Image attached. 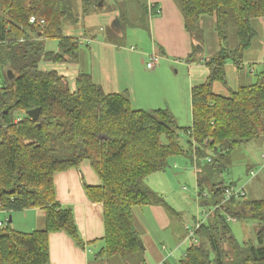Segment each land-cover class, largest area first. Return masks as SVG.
<instances>
[{
    "label": "trees",
    "instance_id": "obj_1",
    "mask_svg": "<svg viewBox=\"0 0 264 264\" xmlns=\"http://www.w3.org/2000/svg\"><path fill=\"white\" fill-rule=\"evenodd\" d=\"M101 1L106 0H82L80 14L64 0H0V62L7 69L0 86V210H46L43 229L24 232L10 219L3 222L0 264H50V235L55 232L64 231L84 245L73 209L57 200L55 174L85 161L101 180L100 185H84L88 197L103 207L104 255L126 256L145 248L134 226V208L163 205L168 210L145 180L168 169L177 155L194 163L201 190L205 180L215 186L213 198L201 200V206L218 208L197 230L198 242L166 264H264V199L218 198L219 184H225L221 159L264 134V70L256 82L229 95L214 90L216 82L227 84L229 62L244 76V54L258 35L252 21L264 18V0H180L186 28L197 32L202 17L215 16L221 43L204 58L209 76L192 88L189 127H180L168 109L134 108L127 92H106L90 73L80 71L71 87L64 74L41 67L43 61L80 62L81 42L65 33V22L76 24ZM111 1L122 3L121 24L130 21L133 1ZM135 1L140 14L134 26L148 29L158 10L149 14L147 0ZM47 39L57 40L58 50L47 49ZM199 49L194 46L187 60ZM35 108L37 120L27 115ZM229 217L256 221V243L240 242Z\"/></svg>",
    "mask_w": 264,
    "mask_h": 264
},
{
    "label": "crops",
    "instance_id": "obj_2",
    "mask_svg": "<svg viewBox=\"0 0 264 264\" xmlns=\"http://www.w3.org/2000/svg\"><path fill=\"white\" fill-rule=\"evenodd\" d=\"M180 2V0H147L149 14H152L154 10H158V14L150 16L148 33L151 43L141 51L134 45L129 48L122 44V46L118 45L108 36L104 41L97 39L96 35L89 37V34H93L90 31L86 35V42L90 46V52L93 50V55L87 57L84 53L86 58L82 59L83 64L80 65L78 62L75 66L79 71L83 68V72L90 73L94 81L100 84L106 92H127L134 108L148 111L168 109L174 114L180 127H189L193 124L192 88L203 83L209 76L210 68L204 58L216 53L221 43L217 32L216 17H202L199 21V32H190L186 28ZM122 30L125 28H121L120 31ZM200 43L202 47L195 50L191 61L187 60L194 46ZM154 52L158 53L160 58L157 66L149 69L147 62ZM171 63L182 69L184 75H180L179 68L174 73ZM234 69L239 71L233 62L227 63V80L228 72L235 73ZM242 75L244 76L238 77L245 79L246 71L242 70ZM219 85L225 84L216 82L214 90L224 95L218 91ZM226 87L231 89L228 81ZM84 183L101 184L100 177L87 161L78 168L55 174L57 200L62 205L73 209L84 245H78L74 238L64 231L52 233L50 235V264H93L91 255L95 253L94 245L96 248L98 244L100 246L101 239L104 244L103 207L88 197ZM219 185L222 193L223 187L227 185ZM230 185L235 188L244 187L248 198L249 192L246 186L238 187L235 183L228 186ZM38 211V208L25 210L28 213ZM149 212L155 216V221L161 230L171 229L170 216L163 205H151ZM10 218L13 223L15 217L12 213L0 210V221L6 223ZM13 227L17 229L14 225ZM146 236L150 234L142 236V242L144 239L143 244L150 263L166 264V261L173 257L175 249L163 254L158 245L167 238L154 240L150 237L145 238ZM161 247L163 251L167 250L166 245ZM102 248L96 254L97 259H104Z\"/></svg>",
    "mask_w": 264,
    "mask_h": 264
},
{
    "label": "rangeland",
    "instance_id": "obj_3",
    "mask_svg": "<svg viewBox=\"0 0 264 264\" xmlns=\"http://www.w3.org/2000/svg\"><path fill=\"white\" fill-rule=\"evenodd\" d=\"M67 5L72 7L74 12H82V0H64ZM131 9L133 15L130 16V21L123 20L122 24L125 30L117 32L113 29V22L118 17L121 2H113L106 0L103 6H99L98 9H94L88 16H80L76 24L65 22V33L77 37L81 42V54L80 65L83 64L82 59L93 55V50L90 52V46L87 45L86 35L91 31L93 34H89V37L95 36L97 39L104 41L105 37H109L115 41L118 45L122 44L124 47L129 48L134 45L137 46L139 51L143 50L146 45L151 43V37L148 33V29L142 27H135L136 15L140 14V3L135 0H131ZM141 1V0H140ZM100 5V2L98 3ZM135 20V21H134ZM67 23V24H66ZM254 28L258 31V35L253 41L252 47L244 54V65L242 69L246 71L245 79H241L240 71L235 73L228 72V85L232 91L237 90L242 84L254 83L258 79V74L264 70V18H256L252 21ZM150 26V19H149ZM201 42V41H200ZM46 47L49 50H58V41L54 39H47L45 41ZM121 45V46H122ZM144 45V46H143ZM202 47V43L197 45ZM180 60V59H178ZM177 60H175L176 62ZM77 61H73L70 64H60L45 62L41 63V67L44 69H55L65 75V80L71 85L75 86L76 77L79 72H83L84 69L77 70L75 64ZM172 71L176 73L178 66L171 63ZM181 70V71H180ZM254 70V71H253ZM180 75H184L182 69L179 68ZM7 69H4L0 62V86L3 85L6 79ZM224 95H229L231 89L226 85H219L217 88ZM181 141L186 145V136L182 133ZM264 153V134L259 138L249 141L235 150L231 155L223 157L222 163L225 165V170L221 174V180L228 186L231 183H235L239 186H246L249 195L248 199H264V168L262 154ZM170 166L165 171H159L150 175L145 184L151 188L159 197L164 200V203L168 205V215L170 216L171 229L161 230V227L155 221V216L149 212L150 206H140L134 208V226L138 232L145 236V238H153L157 240L165 241L160 243L159 249L163 254L175 249L173 257L169 260L171 263H175L185 253L189 247V243L192 242L188 238V232L186 225L191 227L195 226L199 211L202 210L201 200L209 201L213 198L214 184L211 181H203L204 191L209 193L210 198H202L198 195L199 188L198 174L194 163L183 155L173 156L170 159ZM251 170L255 173L251 174ZM257 174V176H256ZM224 194L219 193L218 198H223ZM244 198H247L246 196ZM28 210V209H27ZM12 216L15 217L12 226L14 225L17 230L24 232H31L36 229H43L46 223V210L39 209L38 212L28 213L24 211L12 212ZM232 218V217H231ZM209 219V218H208ZM206 219V221L208 220ZM230 220V219H229ZM205 221V222H206ZM5 222V221H4ZM234 235L240 242H255L258 232V223L252 218H243L238 220H232L230 223ZM172 230V233L170 234ZM145 234V235H144ZM143 242L144 239H143ZM194 242V241H193ZM102 239L100 246L94 245L95 253L91 255L93 264H151L147 258L146 249H139L136 252L121 256L113 255L104 256V259H97L96 254L102 248ZM163 245L167 246V250H162Z\"/></svg>",
    "mask_w": 264,
    "mask_h": 264
},
{
    "label": "built area",
    "instance_id": "obj_4",
    "mask_svg": "<svg viewBox=\"0 0 264 264\" xmlns=\"http://www.w3.org/2000/svg\"><path fill=\"white\" fill-rule=\"evenodd\" d=\"M35 17L31 18V22H35ZM136 49V48H133ZM159 54L154 52L151 54L149 61L147 62V67L149 69H154L157 66V63L159 61ZM245 68V65H244ZM262 159L264 161V153L262 154ZM263 168H264V163H263ZM255 173L253 170L251 171V174ZM224 191V200L227 201L233 197L235 198H244L246 196V192L244 190V187L242 188H235L234 186H225L223 187ZM198 195L202 198H209V195L206 191L204 190H198ZM218 208V204L216 206H203L202 210L199 211L196 224L195 226L191 227L189 225H186V230L188 232V238L191 239L194 242H198V236H197V230L205 223L206 219L212 215V213ZM229 219L235 220L234 218L229 217ZM3 225V222L0 221V226Z\"/></svg>",
    "mask_w": 264,
    "mask_h": 264
},
{
    "label": "water",
    "instance_id": "obj_5",
    "mask_svg": "<svg viewBox=\"0 0 264 264\" xmlns=\"http://www.w3.org/2000/svg\"><path fill=\"white\" fill-rule=\"evenodd\" d=\"M103 5H104L103 2L101 1L99 6H103ZM121 28H122V24H121L120 18L117 17L113 22V29L119 32ZM8 75H9V78H14V75H10V71H8ZM27 115L31 117L32 119L37 120L39 118V108H35V109L27 111ZM10 220L12 221V218H10Z\"/></svg>",
    "mask_w": 264,
    "mask_h": 264
}]
</instances>
